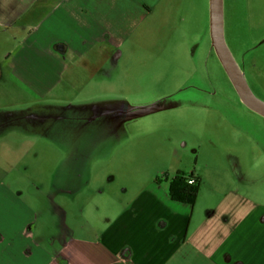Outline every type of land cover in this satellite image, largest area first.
I'll list each match as a JSON object with an SVG mask.
<instances>
[{
  "label": "rangeland",
  "instance_id": "obj_1",
  "mask_svg": "<svg viewBox=\"0 0 264 264\" xmlns=\"http://www.w3.org/2000/svg\"><path fill=\"white\" fill-rule=\"evenodd\" d=\"M190 4L187 47L168 38L165 48L111 52L58 96L0 100V165L38 193L59 233L87 225L89 196L180 170L200 175L203 194L246 187L264 199V117L241 101L212 47L208 0ZM223 9L226 44L264 100V0Z\"/></svg>",
  "mask_w": 264,
  "mask_h": 264
},
{
  "label": "crops",
  "instance_id": "obj_2",
  "mask_svg": "<svg viewBox=\"0 0 264 264\" xmlns=\"http://www.w3.org/2000/svg\"><path fill=\"white\" fill-rule=\"evenodd\" d=\"M197 8L190 0H0V100L58 96L111 52L187 47ZM172 177L89 196L87 225L62 234L38 193L0 165V264H264L263 197L200 187L190 205L170 197Z\"/></svg>",
  "mask_w": 264,
  "mask_h": 264
},
{
  "label": "water",
  "instance_id": "obj_3",
  "mask_svg": "<svg viewBox=\"0 0 264 264\" xmlns=\"http://www.w3.org/2000/svg\"><path fill=\"white\" fill-rule=\"evenodd\" d=\"M209 30L215 53L241 101L264 117V100L255 95L224 37L223 0H209Z\"/></svg>",
  "mask_w": 264,
  "mask_h": 264
},
{
  "label": "trees",
  "instance_id": "obj_4",
  "mask_svg": "<svg viewBox=\"0 0 264 264\" xmlns=\"http://www.w3.org/2000/svg\"><path fill=\"white\" fill-rule=\"evenodd\" d=\"M200 187L201 178L199 176L178 171L170 179L168 191L173 200L193 205L196 202Z\"/></svg>",
  "mask_w": 264,
  "mask_h": 264
},
{
  "label": "built area",
  "instance_id": "obj_5",
  "mask_svg": "<svg viewBox=\"0 0 264 264\" xmlns=\"http://www.w3.org/2000/svg\"><path fill=\"white\" fill-rule=\"evenodd\" d=\"M190 182H193V180H190Z\"/></svg>",
  "mask_w": 264,
  "mask_h": 264
}]
</instances>
